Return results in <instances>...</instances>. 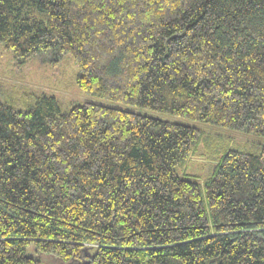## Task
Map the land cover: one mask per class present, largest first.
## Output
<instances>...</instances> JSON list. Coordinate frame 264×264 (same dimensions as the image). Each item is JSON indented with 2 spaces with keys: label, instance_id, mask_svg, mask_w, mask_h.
Returning <instances> with one entry per match:
<instances>
[{
  "label": "trees",
  "instance_id": "1",
  "mask_svg": "<svg viewBox=\"0 0 264 264\" xmlns=\"http://www.w3.org/2000/svg\"><path fill=\"white\" fill-rule=\"evenodd\" d=\"M0 43L106 101L0 92V264H264V145L137 109L264 136V0H0Z\"/></svg>",
  "mask_w": 264,
  "mask_h": 264
},
{
  "label": "rangeland",
  "instance_id": "2",
  "mask_svg": "<svg viewBox=\"0 0 264 264\" xmlns=\"http://www.w3.org/2000/svg\"><path fill=\"white\" fill-rule=\"evenodd\" d=\"M76 75V64L68 53L53 63L45 61L39 54L23 62L17 60L13 52L0 43V92L4 95L9 94L17 103L21 104L31 94L41 91L53 93L64 109L73 102L78 103L85 100L106 102L102 98L84 94L75 83ZM137 109L151 116L189 124L198 128L203 135L218 137L217 142L222 144V148L231 147L232 143L233 146L245 143L264 145L263 135L191 120L146 108L138 107ZM217 161V157L211 155L204 147V143L200 142L191 152L190 159L184 167L190 174L198 176L200 182H202L211 174L213 165ZM29 252L35 254L32 247ZM40 256L46 264L60 263L47 255Z\"/></svg>",
  "mask_w": 264,
  "mask_h": 264
}]
</instances>
